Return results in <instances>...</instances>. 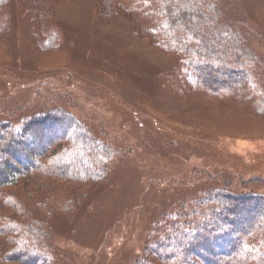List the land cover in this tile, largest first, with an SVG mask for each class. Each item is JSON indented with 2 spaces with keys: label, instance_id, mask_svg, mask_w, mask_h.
I'll return each mask as SVG.
<instances>
[{
  "label": "rangeland",
  "instance_id": "1",
  "mask_svg": "<svg viewBox=\"0 0 264 264\" xmlns=\"http://www.w3.org/2000/svg\"><path fill=\"white\" fill-rule=\"evenodd\" d=\"M102 1L0 0V123L65 112L114 151L99 184L38 170L1 189L22 236L0 235V264H24L6 249L39 248L35 235L48 264H165L180 205L208 190L264 196V0H214L256 53L243 96L195 83L190 57L150 21L152 0H122L130 14L109 17Z\"/></svg>",
  "mask_w": 264,
  "mask_h": 264
},
{
  "label": "trees",
  "instance_id": "2",
  "mask_svg": "<svg viewBox=\"0 0 264 264\" xmlns=\"http://www.w3.org/2000/svg\"><path fill=\"white\" fill-rule=\"evenodd\" d=\"M147 2L140 4L148 5ZM150 2L154 5L150 21L156 25L157 34L168 46V40H173L190 57L193 65L189 72L201 89L216 94L222 91L246 94L252 75L244 69L256 58V53L248 47L244 35L219 21L222 11L218 2ZM101 8V13L108 17L115 13L130 14L133 10L131 4L125 9L122 0H103ZM147 33H153L152 29ZM220 65L223 69L219 73ZM224 70H232L233 77H223ZM30 118L18 124L0 123V197L1 189L29 179L38 170L80 185H96L107 179L114 158V151L107 145L83 132L65 112L48 124ZM199 196L203 198L194 207L180 205L171 214L174 219L170 217L172 220L168 222L170 231L159 248L173 250L160 259L165 264H264V196H230L223 190L216 194L208 190ZM10 199L7 205L11 204ZM12 219L0 213V235L14 233L17 240L22 236L17 230L21 224L18 226ZM36 242L40 243L39 248L17 243L16 248L6 249L4 259L48 264L44 258L46 251L42 252L46 248L44 239L35 235Z\"/></svg>",
  "mask_w": 264,
  "mask_h": 264
}]
</instances>
